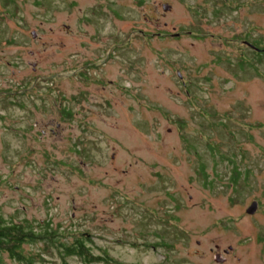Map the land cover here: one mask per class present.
Returning a JSON list of instances; mask_svg holds the SVG:
<instances>
[{
    "label": "rangeland",
    "instance_id": "obj_1",
    "mask_svg": "<svg viewBox=\"0 0 264 264\" xmlns=\"http://www.w3.org/2000/svg\"><path fill=\"white\" fill-rule=\"evenodd\" d=\"M72 1L123 16L80 45ZM242 38L264 49V0H0V215L59 233L25 246L37 264L264 262V58ZM104 48L108 82L77 102L75 54ZM76 239L105 261L62 256Z\"/></svg>",
    "mask_w": 264,
    "mask_h": 264
},
{
    "label": "trees",
    "instance_id": "obj_2",
    "mask_svg": "<svg viewBox=\"0 0 264 264\" xmlns=\"http://www.w3.org/2000/svg\"><path fill=\"white\" fill-rule=\"evenodd\" d=\"M242 40H246L260 48L258 46V41H250L247 38H242ZM248 50L253 54L255 62H258L260 58H264V52H257L250 47ZM259 53H262V55ZM237 66L239 69H253L255 65L252 58L246 56L245 52L242 51L239 55ZM228 160L232 163L231 158ZM199 169L201 175L204 177L203 166L200 165ZM239 173L240 171L237 170L235 165H233L232 175L230 177L232 184L236 183V178ZM58 235L59 233L52 228L49 221L37 222L34 226V224L26 219L19 222H13L12 220H6L0 215V264L2 262V255L4 254H6L9 259L18 262L19 264H37L35 258H39L41 254H33L31 251L26 250L25 246L37 241H43L44 243L46 242L52 245ZM159 245L165 246L166 244L161 243ZM59 246L61 248L60 253H62V256L75 255L87 263H91L92 261H105L103 257L93 255L82 240L76 239L69 244L59 243Z\"/></svg>",
    "mask_w": 264,
    "mask_h": 264
},
{
    "label": "flooded vegetation",
    "instance_id": "obj_3",
    "mask_svg": "<svg viewBox=\"0 0 264 264\" xmlns=\"http://www.w3.org/2000/svg\"><path fill=\"white\" fill-rule=\"evenodd\" d=\"M70 5L75 6L77 8H72L73 12L75 13L76 16V26H77V30L80 29V27L83 26H92V31L84 29L88 36L86 37V41L85 42H80V45H85V44H89L91 42L95 43H99L102 42L101 40L104 37L101 36H95L97 34V32L99 31V26L94 25V23L100 19L103 16H106V13H112L115 17L120 18L122 17V9L123 8H107V7H100V8H80L76 2L72 1L70 2ZM169 6V5H168ZM214 14L218 15L219 13H221V10L218 8H215L214 10ZM66 28H68V24H63ZM81 25V26H80ZM90 31V32H89ZM141 32V31H140ZM156 35H160L159 33H157ZM179 33H174L173 36H178ZM106 39H108V42L110 40V36H105ZM243 41L246 40H242V44L249 48V46H247L245 43H243ZM122 43V40H118L117 42L114 43V48L112 49H116L118 46H120ZM102 53L100 54V56L105 57L103 59H101L102 61L96 62L100 59V56H98L97 58H91V56L89 55H83V57H80V55L78 54V52L75 54L76 58H74L73 63L71 64V77H73V81H74V88H75V94L73 96L74 100H76L77 102H79L81 99L83 101H86L87 96L89 95V89L91 87V85L93 83L95 84H99L101 85L102 83H104L105 79H103L100 75H95L94 72L99 68V66L107 59L109 58V52L106 48H104L103 50H101ZM181 78V77H180ZM108 82V81H107ZM110 82V81H109ZM182 85L185 86V83L182 82ZM62 109V114L64 115L63 119H69L72 117V121H75L77 124H79V117L77 116L78 111L77 110H69V108H61ZM56 127H59V124L56 123ZM53 132V129H50ZM79 141V139L77 140V142ZM252 215V214H251ZM154 248V247H153ZM232 247L229 246L227 249H224L222 251L223 256H221V253L216 252L214 254H216L215 258L218 259V261H216V264H227V260L231 257L232 252L231 251ZM212 249H210L211 251ZM229 264V263H228ZM260 264H264V262L260 263Z\"/></svg>",
    "mask_w": 264,
    "mask_h": 264
},
{
    "label": "water",
    "instance_id": "obj_4",
    "mask_svg": "<svg viewBox=\"0 0 264 264\" xmlns=\"http://www.w3.org/2000/svg\"><path fill=\"white\" fill-rule=\"evenodd\" d=\"M168 7H169L168 5H163V10L164 11L168 10L169 9ZM32 35L34 36V32L32 33ZM243 43H245L247 46H249L251 49H253V50L257 51V52H260V51L264 52L263 48L262 49L258 48V47H256L255 45L251 44L248 41H243ZM177 74H178L179 77H181V74L179 72H177ZM256 208H257V201L254 200V201H252L250 203V205L246 209V213L247 214H252L256 210ZM216 261H218V259H216Z\"/></svg>",
    "mask_w": 264,
    "mask_h": 264
}]
</instances>
